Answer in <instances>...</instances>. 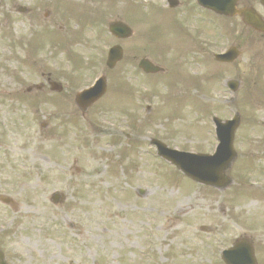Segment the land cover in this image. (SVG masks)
I'll return each instance as SVG.
<instances>
[{
    "label": "rangeland",
    "instance_id": "rangeland-1",
    "mask_svg": "<svg viewBox=\"0 0 264 264\" xmlns=\"http://www.w3.org/2000/svg\"><path fill=\"white\" fill-rule=\"evenodd\" d=\"M83 1L0 0L1 85L12 82V73L20 78L18 82L31 84L45 82L40 74L50 72L53 78L63 80L67 90L73 93L80 88V83L87 85L102 73L109 77L107 95L87 113V121L80 113L76 116L77 124H72L70 139L67 138L69 146L66 144L60 149L56 148L57 133L47 139L41 135L42 121L46 116L52 118L60 110L58 107L50 102L41 104V99L34 94L31 96L34 102L39 101L35 105L23 107V101L20 103L17 99H12L9 104L8 97L0 90V192L12 196L17 203L16 208L0 203V247L8 264H167L168 259L180 262L190 258V250L198 243L200 219L197 217V201L200 199H192L200 187L194 183L185 185L188 183L186 178L155 158L149 137L154 136L180 149H212V143H215L212 108L207 113L183 105L161 104L164 97H170L168 94L145 101L143 96L156 83L152 84V77L142 78L140 85L136 86L140 56L148 53L152 45L153 50L159 46L152 56L161 59L156 54L166 49L163 46L165 42L174 40V35L166 27L160 28L161 35H153L156 39L153 44L149 41L152 35L146 31L150 22L143 24L140 32L135 28L136 36L123 43L124 60L108 71L105 68V49L117 41L108 34L106 24L88 32L87 38L78 35L73 39H70L74 33L71 29L62 31L58 26L64 18H68L63 23L66 28L71 24L76 26L77 22L69 14L64 17L65 8L58 13L55 10L57 3L64 6L76 4L83 9L80 5L88 4L90 0ZM107 1L108 6H112L108 21L126 15L125 4H115L118 7H114L110 0ZM94 2L98 5L104 0ZM18 5L31 8L32 13H18ZM46 11L48 15H45ZM43 23L48 27H43ZM219 25L222 41L215 43L214 48L210 45L211 49L216 51L230 40L231 43L242 41L237 39L244 37L238 34L241 31L239 26H233L230 21H221ZM231 27L236 38L232 35L231 39L227 38V29ZM213 29L210 28L209 35H213ZM80 31L89 29L79 25L76 33ZM38 33L44 38V41L38 40L39 50L31 47V44L37 45L32 37ZM60 33L67 39L66 43L58 40L56 35ZM20 39L23 45H15V40ZM56 42L59 45L54 47ZM177 42L176 50L167 48L168 51L164 50L162 54V59L170 64L167 66L170 73L154 77L158 80L156 88L163 89L162 93L170 90H166L163 81L170 82L176 73L197 71L201 77L217 71L222 78L219 83L218 80L212 82V86L217 84L219 87H223V79L235 76L233 69L230 71L225 66H217L209 56L198 58V44L187 50L189 46L182 44V40ZM137 43L146 49L140 48V52H136ZM182 54L184 59L180 57ZM243 69L244 62L240 67ZM171 83L174 84V80ZM204 84L208 89L206 81ZM130 89L128 98L126 95ZM199 98L204 103L208 102L200 94ZM191 100L192 97H186L182 101ZM148 104L151 105L149 112L146 109ZM16 105H19V110L14 108ZM218 106L217 111L228 113V108L224 111L226 104ZM171 108L186 112L183 117L172 118ZM94 119L99 124L97 128ZM11 121L23 123L25 127H16ZM51 122L57 129L58 120L52 119ZM106 122H114L115 127L106 128ZM96 129L102 132L97 133ZM10 130L15 133L12 139L4 134H9ZM248 133L249 129H241L238 141L254 154L256 145L249 146L253 142L247 140ZM54 191L65 195L62 204L51 202L50 195ZM223 199L226 202L237 201L241 206L248 199H257L264 207V196L243 195L236 199ZM257 200H252L249 205L254 213L261 205ZM136 205L141 209L138 210ZM227 213L230 221L231 212ZM217 220L225 222V217L219 215ZM228 224L236 231L244 227L240 219ZM219 238L222 237L218 236L216 240ZM209 243L216 242L209 240Z\"/></svg>",
    "mask_w": 264,
    "mask_h": 264
},
{
    "label": "flooded vegetation",
    "instance_id": "flooded-vegetation-1",
    "mask_svg": "<svg viewBox=\"0 0 264 264\" xmlns=\"http://www.w3.org/2000/svg\"><path fill=\"white\" fill-rule=\"evenodd\" d=\"M189 6V10L182 14V22L186 26L189 23H202L203 20H198L197 12L202 9L197 5L195 0H185ZM180 6L184 5V0H178ZM238 7L254 8L256 9L264 18V0H236ZM237 18V17H236ZM255 32V31H254ZM248 28L247 39L248 47V73H246V78L248 77V82L244 85L243 89L239 91V96L243 98V101L249 105L253 103V97L255 98L256 105L264 107V33L255 32ZM260 44V46H257ZM255 45V47H253ZM257 73L260 78L261 83L255 84V93H253L252 79L251 77ZM264 118V117H263ZM264 123V119L263 122ZM240 129V128H239ZM258 241V240H257ZM259 248V249H258ZM254 251L256 257V264H264V243H255ZM216 253H220L216 251ZM215 254L212 252V258L207 259L204 264H226L220 259V254ZM218 258V259H217Z\"/></svg>",
    "mask_w": 264,
    "mask_h": 264
},
{
    "label": "water",
    "instance_id": "water-1",
    "mask_svg": "<svg viewBox=\"0 0 264 264\" xmlns=\"http://www.w3.org/2000/svg\"><path fill=\"white\" fill-rule=\"evenodd\" d=\"M147 65L148 66L146 67L147 68L146 70H155V67L150 66L149 64ZM221 132H222L220 134L221 144L217 156L224 157L226 156V152L231 148L232 133L230 136L229 129L222 130ZM164 154L171 157L173 153L167 150ZM173 158H174L173 161L179 167L183 168L184 171L192 178L201 181H210L209 174H213V170H211L209 166L212 165L207 164L208 160L205 157L177 154V157L176 158L173 157Z\"/></svg>",
    "mask_w": 264,
    "mask_h": 264
}]
</instances>
